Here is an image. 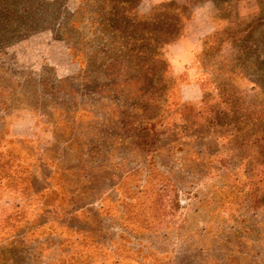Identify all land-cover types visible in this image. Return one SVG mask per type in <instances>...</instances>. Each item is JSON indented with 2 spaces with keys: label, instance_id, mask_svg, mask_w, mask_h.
I'll list each match as a JSON object with an SVG mask.
<instances>
[{
  "label": "rangeland",
  "instance_id": "374dc122",
  "mask_svg": "<svg viewBox=\"0 0 264 264\" xmlns=\"http://www.w3.org/2000/svg\"><path fill=\"white\" fill-rule=\"evenodd\" d=\"M0 264H264V0H0Z\"/></svg>",
  "mask_w": 264,
  "mask_h": 264
}]
</instances>
